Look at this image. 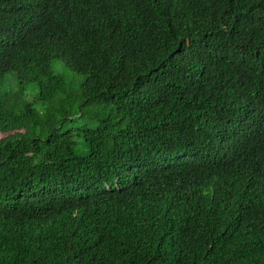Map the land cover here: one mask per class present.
I'll return each mask as SVG.
<instances>
[{"label":"trees","instance_id":"1","mask_svg":"<svg viewBox=\"0 0 264 264\" xmlns=\"http://www.w3.org/2000/svg\"><path fill=\"white\" fill-rule=\"evenodd\" d=\"M0 264H264V0H0Z\"/></svg>","mask_w":264,"mask_h":264},{"label":"rangeland","instance_id":"2","mask_svg":"<svg viewBox=\"0 0 264 264\" xmlns=\"http://www.w3.org/2000/svg\"><path fill=\"white\" fill-rule=\"evenodd\" d=\"M52 69L55 73H58L64 77V79L68 82L73 76L78 77L76 73L69 70L68 68L64 67L63 64L59 60H55L52 64ZM79 78V77H78ZM36 94L35 89H31V86L28 88L26 98L27 99H34Z\"/></svg>","mask_w":264,"mask_h":264}]
</instances>
